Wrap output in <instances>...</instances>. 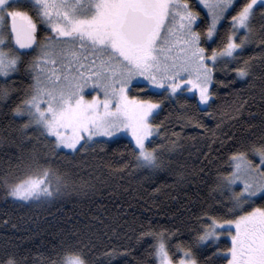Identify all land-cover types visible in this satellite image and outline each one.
Masks as SVG:
<instances>
[{"label": "snow or ice", "instance_id": "snow-or-ice-1", "mask_svg": "<svg viewBox=\"0 0 264 264\" xmlns=\"http://www.w3.org/2000/svg\"><path fill=\"white\" fill-rule=\"evenodd\" d=\"M225 21L229 33L223 46L209 55L203 43L213 41ZM251 44L264 47V0H0V100L11 98L7 82L23 69L31 82L13 109L15 117H26L22 135L33 134L45 151L58 156L87 151L100 142L97 137L130 132L135 167L155 172L164 166L165 144L150 139L161 134L155 123L161 102L133 93L139 78L177 102L195 90L204 115L211 117L216 67L239 61ZM28 56L32 59L25 62ZM251 69L244 60L234 71L248 81ZM242 108L235 109L237 115ZM181 119L204 126L188 113ZM177 143L169 140L172 148ZM47 164L40 163L39 154L30 157L18 174L0 177V189L13 201L54 199L67 185ZM215 190L223 208L219 217L208 216L196 243L227 236L231 244L226 250L217 246L206 264H264V204L254 199L264 200V139L235 147ZM141 236L155 238L150 255L157 264H199L191 247L180 249L175 259L164 232L148 228ZM57 255L50 264H89L73 244ZM0 264L19 261L9 254Z\"/></svg>", "mask_w": 264, "mask_h": 264}, {"label": "trees", "instance_id": "trees-1", "mask_svg": "<svg viewBox=\"0 0 264 264\" xmlns=\"http://www.w3.org/2000/svg\"><path fill=\"white\" fill-rule=\"evenodd\" d=\"M228 33L225 21L219 35L203 43L209 55L211 49L223 46ZM45 35L39 32L41 41ZM244 60L252 65L248 81L234 71ZM213 77L211 117L185 93L177 102L145 84L133 88L134 94L161 102L155 121L161 134L152 140L165 144L164 166L153 172L135 167V147L125 138L99 140L87 151L57 156L45 151L33 134L22 135L26 117H15L13 109L31 81L21 69L7 82L13 89L11 98L0 100V177L18 174L30 157L39 154L40 163L47 160L44 166L63 177L67 187L52 200L32 202L13 201L0 189V261L11 254L19 264H50L64 246L73 244L89 264H157L150 255L155 238L141 236L148 228L164 232L175 259L182 255L180 249L191 247L199 264H206L217 246L226 250L227 239L207 245L196 240L208 216H220L223 205L215 182L219 174H226L231 152L241 141L259 144L264 139V47L248 45L239 61L218 65ZM240 104L243 108L237 115ZM182 113L198 117L204 126L196 119H181ZM169 140L178 141L175 148ZM256 203L264 200L258 197Z\"/></svg>", "mask_w": 264, "mask_h": 264}, {"label": "rangeland", "instance_id": "rangeland-1", "mask_svg": "<svg viewBox=\"0 0 264 264\" xmlns=\"http://www.w3.org/2000/svg\"><path fill=\"white\" fill-rule=\"evenodd\" d=\"M20 2L28 3V2H30V0H20ZM30 14H32V12H30ZM9 27H10V21H9ZM0 80H2V79H0ZM138 83L145 84V81L143 80V78H139ZM148 89L149 90H152V91H155V92H161V91H163V90H160V89H156L154 87H151V86H148ZM87 91L88 92H92V89H88ZM184 93L186 95H188V96L195 97L197 99L198 103H199V95H198V92H196L195 90H193V91H190V92L189 91H185ZM199 106L202 109H205V106L204 105H199ZM157 111H159V110H157ZM154 137H155V135L153 137H150V139L152 140ZM117 138H125V139L129 140L132 143V145L135 147V142H134V140H132V137H131L130 132H123L122 131L121 133H118L113 138H109V137H97L96 139L97 140H107V141H111V140H114V139H117ZM254 199H256V198H254ZM222 239H227L229 241V243L231 244L230 237H227V236H221L218 241H212L211 243H218Z\"/></svg>", "mask_w": 264, "mask_h": 264}, {"label": "flooded vegetation", "instance_id": "flooded-vegetation-1", "mask_svg": "<svg viewBox=\"0 0 264 264\" xmlns=\"http://www.w3.org/2000/svg\"><path fill=\"white\" fill-rule=\"evenodd\" d=\"M32 14H33V16H34V18H35V14L32 12ZM38 27H39V25H38Z\"/></svg>", "mask_w": 264, "mask_h": 264}, {"label": "water", "instance_id": "water-1", "mask_svg": "<svg viewBox=\"0 0 264 264\" xmlns=\"http://www.w3.org/2000/svg\"><path fill=\"white\" fill-rule=\"evenodd\" d=\"M22 51H24V50H22Z\"/></svg>", "mask_w": 264, "mask_h": 264}]
</instances>
